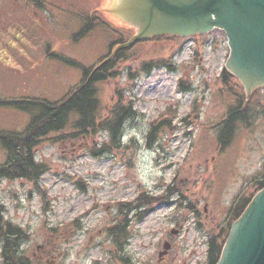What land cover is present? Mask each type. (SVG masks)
<instances>
[{"label":"rangeland","instance_id":"1","mask_svg":"<svg viewBox=\"0 0 264 264\" xmlns=\"http://www.w3.org/2000/svg\"><path fill=\"white\" fill-rule=\"evenodd\" d=\"M87 1H96L102 17L121 29V17L107 9L111 0ZM26 5V0H0V12H10L0 21V100L60 99L82 74L47 56V42L49 52L54 48L92 68L108 53L106 42L117 36L97 29L73 39V17L67 22L53 10L52 20L46 8ZM23 11L22 31L7 25ZM15 35L18 39L7 44ZM227 40L223 30L213 29L199 39L189 35L127 48L118 76L99 85L94 136H46L33 151L46 165L37 182L0 178V215L25 229L24 249L36 250L45 234L54 233L48 227L56 226L58 264H122L112 256L119 245L109 229L118 204L144 192L147 205L125 209L120 256L128 264H206L208 237L225 225L234 196L264 161V111L249 128L239 125L229 145L218 150L215 123L229 103L220 80ZM119 97L131 102L134 112L123 125L121 144L103 151L109 134L100 126ZM166 111L168 122L150 135L151 124ZM27 121L25 112L0 105V130L20 131ZM4 160L0 148V164ZM165 241L171 246L159 259Z\"/></svg>","mask_w":264,"mask_h":264},{"label":"trees","instance_id":"2","mask_svg":"<svg viewBox=\"0 0 264 264\" xmlns=\"http://www.w3.org/2000/svg\"><path fill=\"white\" fill-rule=\"evenodd\" d=\"M26 1V6L30 4L31 7H34V11L55 8L59 12L73 17L75 24L78 25V32L73 35L74 39L97 29L110 30L118 33V39L109 45V48L112 49L116 44L126 41L132 35V32L128 30V28H131L129 25L122 24L121 29H119L114 24L105 20L102 17V11L99 9V4L96 1ZM5 11H7L4 14L6 21L7 15H10V12L8 8ZM24 17L23 11L11 22L8 20L7 25L20 28L22 26L23 30L25 26ZM164 38L175 37H152L147 41H158ZM49 50L50 43L47 42V56L55 58L68 66L80 68L82 71V79L60 99L51 100L39 96L0 101V103L10 105L29 114V121L22 131L0 130V148L5 152V160L0 164V177H6L8 179L22 178L37 182L44 171H46V165L43 162L36 161L33 151L44 137H48L51 134L57 135L59 139L65 137L75 138L79 134L88 137L94 136V130L98 125L97 118L100 109L99 85L116 78L119 72L118 64L120 60L129 56L127 50H120L113 59L93 70V68L79 63L74 58H68L61 52H49ZM106 57H108V54L102 56L97 63ZM148 65L150 67V64ZM220 80L226 91L225 94L229 97V106H227L223 117L215 123L218 150L222 151L227 144L229 145L239 125L249 128L256 114L264 111V107H260L262 106L261 101L264 102V98H262L264 88L255 89L250 97H247L241 83L226 69L222 70ZM180 86H182V80L180 81ZM183 88L186 89L189 87L185 84ZM169 110L170 108H168ZM133 112L131 102H124L119 97L111 109L110 117L104 119L100 126V128L108 131L109 134V140L101 148L103 151L113 145L118 146L121 144L123 125L126 119L133 115ZM164 122H168L167 119L161 118L156 123H152L150 135ZM262 187H264V161L261 170L233 198L227 212L228 219L226 225L218 227L215 233L209 236L206 264H215L217 262L231 223L240 216L252 196ZM147 198H149L148 195L141 194L138 197V203L146 204ZM131 205V203L120 205L119 214L115 216L119 217L121 223L125 218V209L130 210ZM122 229L124 231V226ZM47 230L54 232L46 235L50 244L59 240L60 229L58 227H48ZM19 233V226L12 224L8 220H3L0 215V244L3 247L5 263H20V257L17 253ZM25 235V229L22 228V240ZM31 262L33 263L34 261L22 253V264H31Z\"/></svg>","mask_w":264,"mask_h":264},{"label":"water","instance_id":"3","mask_svg":"<svg viewBox=\"0 0 264 264\" xmlns=\"http://www.w3.org/2000/svg\"><path fill=\"white\" fill-rule=\"evenodd\" d=\"M107 9L118 15L113 0ZM119 11L139 27L120 48L150 35L222 28L230 46L226 67L247 94L264 85V0H120ZM164 248L166 253L170 244L165 242ZM216 264H264V188L232 224Z\"/></svg>","mask_w":264,"mask_h":264},{"label":"flooded vegetation","instance_id":"4","mask_svg":"<svg viewBox=\"0 0 264 264\" xmlns=\"http://www.w3.org/2000/svg\"><path fill=\"white\" fill-rule=\"evenodd\" d=\"M47 243H48L47 241H44L43 244H41V246L37 247L38 251L33 252L32 255L35 258H37L38 260L41 259L42 257H44V255H45L44 261L49 262L50 264H55V259L50 254L52 248L47 246ZM119 249H120V247L118 246L115 249L116 252H119ZM17 253L19 254V257H20V263L19 264H22V229L20 230V233H19V246L17 249ZM118 261L123 262V258L120 255H118ZM0 264H10V263H5L3 248L1 246H0Z\"/></svg>","mask_w":264,"mask_h":264}]
</instances>
